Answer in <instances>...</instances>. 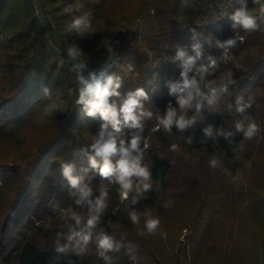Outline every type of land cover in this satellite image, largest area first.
Wrapping results in <instances>:
<instances>
[{
    "label": "trees",
    "instance_id": "1",
    "mask_svg": "<svg viewBox=\"0 0 264 264\" xmlns=\"http://www.w3.org/2000/svg\"><path fill=\"white\" fill-rule=\"evenodd\" d=\"M239 10L254 18L253 28L232 19ZM127 27L109 61H89L87 49ZM165 60L179 77L158 98ZM102 73L117 93L109 98L116 127L88 115L91 97L80 101L81 75L90 83ZM137 91L140 126L131 127L119 109ZM251 124L257 131L249 138ZM101 131L118 148L139 137L132 155L150 176L133 177L127 198L115 176L101 175L103 160L91 148ZM54 197L61 203L51 211ZM153 219L159 225L149 232ZM104 237L109 250L99 246ZM118 257L264 264V0H0V264H113Z\"/></svg>",
    "mask_w": 264,
    "mask_h": 264
},
{
    "label": "clouds",
    "instance_id": "2",
    "mask_svg": "<svg viewBox=\"0 0 264 264\" xmlns=\"http://www.w3.org/2000/svg\"><path fill=\"white\" fill-rule=\"evenodd\" d=\"M232 19L246 29H250L255 26L254 18L250 16L245 10L237 11L233 15ZM80 23V20L75 21V25L77 27L80 25ZM228 43L231 44L232 42L229 41ZM69 54L73 56L76 55V50L74 48H70ZM81 82L85 84V87L81 89L80 101L85 102L86 96L91 97V99L86 101L88 105V115L95 116L97 113H99L100 116L105 120L111 119L114 127L118 126L120 121L117 119V109L114 105L109 103V98L117 94L113 88V78L105 77L102 73L99 78L94 76L90 83L83 81V78H81ZM187 86L188 85L186 82L185 87ZM172 91L175 93L177 89L174 87ZM141 95H143L141 91H137V93L134 95L129 94L128 98L124 101L119 109V112L123 115V122L131 127L140 126L139 120L135 115V110L139 106L138 97ZM179 102L181 107H184L188 101L182 99ZM174 116L175 112L170 109L166 117L161 121L166 130L170 129L171 125L174 123ZM175 123L179 128H183L185 126L183 119L176 120ZM256 131L257 126L255 124H251L249 125L245 135L251 138L256 133ZM138 144L139 137H134L131 140L130 148L123 147L122 142L121 146L118 148L115 138L111 135L106 137L105 133L101 131L99 137L91 145L95 155L103 160V167L100 169L101 175L104 177L115 176L116 180L120 183L122 189L124 190V198H127L128 190L132 187L133 177L142 178L146 181L150 176L147 166H144L141 163V156L139 154L132 155L133 151L139 153ZM114 156H119V159L116 160L115 164L113 163L112 159ZM93 166H95V161H93ZM69 178L71 179V177ZM77 184L78 181L72 179L73 187H76ZM143 187L144 189H148L150 185L145 183ZM81 194L82 196L86 197L89 195V191L82 189ZM103 208V199H98L94 207V214L88 220V224L90 226L94 225L98 221L99 213L103 210ZM136 219L137 217L133 215L132 220L135 222ZM158 225L159 221L153 219L147 222L146 227L149 232H154ZM85 240H87V237ZM99 246L105 250L112 248L111 241L108 237L101 239Z\"/></svg>",
    "mask_w": 264,
    "mask_h": 264
},
{
    "label": "rangeland",
    "instance_id": "3",
    "mask_svg": "<svg viewBox=\"0 0 264 264\" xmlns=\"http://www.w3.org/2000/svg\"><path fill=\"white\" fill-rule=\"evenodd\" d=\"M103 1L104 0H95L96 3H101ZM247 1H250V0H247ZM127 26H129V24ZM127 32H128V27L125 28L122 32H120L117 37L106 39L104 44L100 48L96 50L87 49L85 53L92 52L93 54L92 57L89 58V61L91 62L92 61H99V62L109 61L110 58H108L109 57L108 55H110L111 53L112 45H115L118 41H120L127 34ZM77 51L80 52L81 51L80 48H78ZM80 53H82V51ZM178 77H179V72H178V69L176 68V65L170 61L165 60L162 63L161 67L158 69V80H157V86L155 90L156 97L161 98L164 94H166L168 90L176 83V81L178 80ZM81 78H83L82 75L80 77V82H81ZM123 192L124 191H121L120 193L121 199L124 198ZM59 203H61L60 198L54 197L52 201L50 202V204L48 205V207L51 211H53L55 207L54 205L59 204ZM185 233H187L186 229L183 230V233L180 236V240H183ZM186 249L189 253L191 252L190 247L187 246ZM113 264H126V260H124L121 257H118L113 261Z\"/></svg>",
    "mask_w": 264,
    "mask_h": 264
}]
</instances>
